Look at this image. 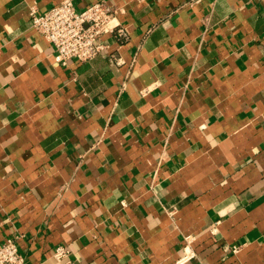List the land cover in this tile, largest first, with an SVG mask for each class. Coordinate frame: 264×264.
<instances>
[{
	"label": "crops",
	"instance_id": "0c3cea01",
	"mask_svg": "<svg viewBox=\"0 0 264 264\" xmlns=\"http://www.w3.org/2000/svg\"><path fill=\"white\" fill-rule=\"evenodd\" d=\"M98 1L125 35L64 65L29 14L61 0H0V243L26 264H264V4L73 0Z\"/></svg>",
	"mask_w": 264,
	"mask_h": 264
},
{
	"label": "built area",
	"instance_id": "2783aa9c",
	"mask_svg": "<svg viewBox=\"0 0 264 264\" xmlns=\"http://www.w3.org/2000/svg\"><path fill=\"white\" fill-rule=\"evenodd\" d=\"M255 1L264 4V0ZM120 12L121 9L106 1H98L78 10L73 0H61L44 11L32 7L29 14L32 28L54 46L62 63L67 65L71 60L88 62L95 59L104 49L99 42L102 36L108 33L124 36ZM239 249V246H234V253ZM53 255L57 259L64 258L67 250L59 246ZM194 257L195 250L185 249L178 262L185 263ZM0 264H26V258L14 239L0 243Z\"/></svg>",
	"mask_w": 264,
	"mask_h": 264
}]
</instances>
